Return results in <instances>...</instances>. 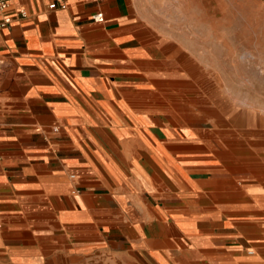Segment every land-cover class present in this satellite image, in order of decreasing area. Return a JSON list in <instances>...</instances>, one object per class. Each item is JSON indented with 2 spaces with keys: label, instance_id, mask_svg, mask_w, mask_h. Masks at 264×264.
<instances>
[{
  "label": "crops",
  "instance_id": "crops-1",
  "mask_svg": "<svg viewBox=\"0 0 264 264\" xmlns=\"http://www.w3.org/2000/svg\"><path fill=\"white\" fill-rule=\"evenodd\" d=\"M205 1L0 12V264H264L252 173L184 120V53L151 19Z\"/></svg>",
  "mask_w": 264,
  "mask_h": 264
},
{
  "label": "rangeland",
  "instance_id": "rangeland-1",
  "mask_svg": "<svg viewBox=\"0 0 264 264\" xmlns=\"http://www.w3.org/2000/svg\"><path fill=\"white\" fill-rule=\"evenodd\" d=\"M188 4V16L151 18L171 28L162 35L174 56L184 53L175 60L184 62L194 95L184 120L214 138L225 167L250 170L254 196L264 201V0Z\"/></svg>",
  "mask_w": 264,
  "mask_h": 264
},
{
  "label": "built area",
  "instance_id": "built-area-1",
  "mask_svg": "<svg viewBox=\"0 0 264 264\" xmlns=\"http://www.w3.org/2000/svg\"><path fill=\"white\" fill-rule=\"evenodd\" d=\"M14 0H0V12L3 13L5 12L10 4L13 2ZM56 7V4L53 3L49 6V8L54 9ZM65 6L62 5L61 8H64ZM21 16H24V14L21 12ZM93 22L96 23H102L104 21V18L102 16V14L97 13L95 15H93L91 17ZM11 19L9 17H4L1 21H0V30L4 29L5 27H7L10 24ZM251 254V253H249Z\"/></svg>",
  "mask_w": 264,
  "mask_h": 264
}]
</instances>
